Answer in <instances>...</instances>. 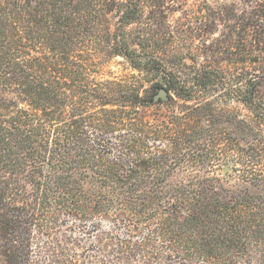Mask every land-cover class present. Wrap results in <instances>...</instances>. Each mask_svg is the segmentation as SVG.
<instances>
[{
  "label": "trees",
  "instance_id": "16d2710c",
  "mask_svg": "<svg viewBox=\"0 0 264 264\" xmlns=\"http://www.w3.org/2000/svg\"><path fill=\"white\" fill-rule=\"evenodd\" d=\"M243 1L181 72L126 30L142 0H0V264H78L57 238L92 219L121 264H264V0ZM100 32L139 74L93 77ZM184 167L205 174L168 184Z\"/></svg>",
  "mask_w": 264,
  "mask_h": 264
},
{
  "label": "rangeland",
  "instance_id": "374dc122",
  "mask_svg": "<svg viewBox=\"0 0 264 264\" xmlns=\"http://www.w3.org/2000/svg\"><path fill=\"white\" fill-rule=\"evenodd\" d=\"M142 1L147 4L143 11V17L126 25V30L135 33L140 31V27L150 28L152 30L150 32L156 35L155 43H152L153 47L158 51V56H160L163 64L169 70H180L181 72L191 71L181 63L192 64V59L198 62L203 60V42L207 40L208 36H218L223 32L225 33L223 18L230 14V11L225 13L221 6L228 4L231 11L239 12L246 3L243 0ZM153 3L156 6L150 8L149 5ZM115 9L108 15L109 21L103 22V26L107 25L111 30H114L118 22V12ZM208 30L214 33L211 35ZM107 46L106 38L100 32L99 37L95 38V43H93V77L125 79L139 74L124 57L109 54ZM218 57L223 65L225 53L221 52ZM249 58L250 56H247L244 64L239 63L237 65L239 70L243 66H247L250 70L253 68L254 63ZM155 72L158 74L156 78L158 79L160 73L159 71ZM144 86H149V83L144 82ZM238 106L240 114L247 116L249 112L246 107L242 103ZM223 173L222 170L220 176L224 178L223 183L225 185L237 183L235 177L226 179ZM204 174L202 168L198 169V167L177 168L168 178L167 183L172 185L178 181L185 182L191 176L199 177ZM67 225H70L71 229H68ZM60 230L61 233L66 230L65 234H57L55 237L59 235L57 239H64L69 247L67 254L77 259L78 264H121L113 256V247L100 249L93 244V236L95 235L93 219L79 223L67 220Z\"/></svg>",
  "mask_w": 264,
  "mask_h": 264
},
{
  "label": "water",
  "instance_id": "95a60500",
  "mask_svg": "<svg viewBox=\"0 0 264 264\" xmlns=\"http://www.w3.org/2000/svg\"><path fill=\"white\" fill-rule=\"evenodd\" d=\"M157 97L166 100L168 98L167 91L164 88H161L159 92L156 94Z\"/></svg>",
  "mask_w": 264,
  "mask_h": 264
}]
</instances>
